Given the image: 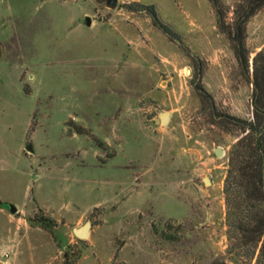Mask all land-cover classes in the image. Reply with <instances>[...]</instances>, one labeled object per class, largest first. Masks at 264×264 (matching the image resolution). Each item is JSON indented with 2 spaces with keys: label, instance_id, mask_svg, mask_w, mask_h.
I'll use <instances>...</instances> for the list:
<instances>
[{
  "label": "rangeland",
  "instance_id": "obj_1",
  "mask_svg": "<svg viewBox=\"0 0 264 264\" xmlns=\"http://www.w3.org/2000/svg\"><path fill=\"white\" fill-rule=\"evenodd\" d=\"M117 1L0 0V264H256L228 251L223 117H253L264 8L249 78L210 0Z\"/></svg>",
  "mask_w": 264,
  "mask_h": 264
},
{
  "label": "trees",
  "instance_id": "obj_2",
  "mask_svg": "<svg viewBox=\"0 0 264 264\" xmlns=\"http://www.w3.org/2000/svg\"><path fill=\"white\" fill-rule=\"evenodd\" d=\"M213 4L219 30L231 42L236 59L250 78V57L246 45L247 24L264 8V0H239L234 10L232 24L226 21L227 10L221 0ZM151 15L155 27L169 37L177 34L158 16L154 6L137 5ZM133 10V8H131ZM2 46L0 44V57ZM253 117L242 119L226 115L223 122L238 133L230 156L229 169L224 184L228 251L242 262L256 261L264 264V47L253 62ZM203 103L214 102L201 83L196 84ZM68 254L65 253L67 261ZM65 264H68L66 262ZM212 264H226L215 261Z\"/></svg>",
  "mask_w": 264,
  "mask_h": 264
},
{
  "label": "water",
  "instance_id": "obj_3",
  "mask_svg": "<svg viewBox=\"0 0 264 264\" xmlns=\"http://www.w3.org/2000/svg\"><path fill=\"white\" fill-rule=\"evenodd\" d=\"M107 1V6L110 8H116L118 1L117 0H106ZM85 23L86 25L90 26L91 25V19L90 17H86L85 18ZM169 114L168 113H164L162 114L161 118L158 120V122H160V124H165L167 122ZM27 149L30 152H33V148L32 146H28ZM216 156L217 157H221L223 155L221 148H217L216 150ZM208 183V181H207ZM11 211L15 212L16 211V207L11 205ZM75 235L78 238L84 239L87 238L90 232V225L86 224L78 229H75Z\"/></svg>",
  "mask_w": 264,
  "mask_h": 264
}]
</instances>
